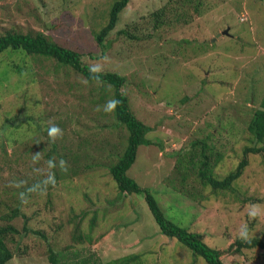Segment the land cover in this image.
Listing matches in <instances>:
<instances>
[{
  "label": "rangeland",
  "instance_id": "374dc122",
  "mask_svg": "<svg viewBox=\"0 0 264 264\" xmlns=\"http://www.w3.org/2000/svg\"><path fill=\"white\" fill-rule=\"evenodd\" d=\"M115 1L0 0V36L8 31L42 32L79 52L92 70L124 78L121 90L133 116L149 128L145 138L150 143L138 147L127 175L155 197L170 221L205 234L211 248L225 249L252 220L250 236L263 237L264 157L249 159L238 185L246 197L262 200L257 205L241 203L243 195L229 192L202 200L198 195L205 196L203 186L194 175L181 186L175 165L177 154L204 141L213 154L223 156L215 169L222 177L250 146L245 130L264 94V0H202L197 19L188 6L191 20L178 12L173 26L159 30L152 28L149 15L168 0H129L115 29L98 46L94 35L107 22ZM135 24L139 31L131 32L128 27ZM122 30L130 36L120 35ZM1 58L10 66L16 60L8 52ZM31 61L33 81L0 84V125L6 117L18 115L43 118V126L39 121V130L26 121L20 139L13 133L0 135V167H18L9 172L11 188L17 181L31 188L50 175L55 183H44L41 194L24 202V218L14 226L29 234L21 240V255L8 264H48L47 244L59 249L72 244L94 252L103 262L151 251L158 255L156 264H192L184 246L161 235L143 195H120L110 177L109 166L122 156L128 138L114 113L104 111L113 100V88L88 82L82 74L42 57ZM5 71V66L0 68L1 77ZM45 125L58 126L62 137L52 141ZM6 139L18 144L5 145ZM14 194L0 196V202L14 205ZM79 235L82 240L73 242ZM244 252L245 264H264V250ZM198 260L197 264H207ZM239 260L233 255L222 261L242 264Z\"/></svg>",
  "mask_w": 264,
  "mask_h": 264
},
{
  "label": "trees",
  "instance_id": "16d2710c",
  "mask_svg": "<svg viewBox=\"0 0 264 264\" xmlns=\"http://www.w3.org/2000/svg\"><path fill=\"white\" fill-rule=\"evenodd\" d=\"M129 2V0H116L113 3L107 22L101 30L94 35V40L98 46L102 45L110 32L115 29L120 13L127 5H130ZM202 4V0H168L163 7L149 15L152 28L154 30H159L173 26V24L176 23L178 12L181 13L178 15L184 19H186L187 16L188 18L192 17L188 15V11H190L188 6L192 9L191 14L193 15V19H197L200 16V7ZM193 21L194 20H192V22ZM128 28L131 32L139 31V25L136 24ZM119 34L130 36L126 30H122ZM5 52L13 54L16 59L11 63V66L10 64L3 65L4 59L1 57ZM35 57H42L46 61H52L58 66L68 67L82 74L88 82L95 81L96 83L104 85L108 84L113 88V99L119 101L113 113L116 120L124 125L128 131V138L127 146L122 156L109 166L108 172L110 177L115 183L120 195H143L161 235L172 240L177 246L178 244L184 246L193 260L192 264H197L199 258H202L207 264H225L222 261L223 258L233 255L238 256L241 259L239 262L245 264L248 260L245 258L244 251H251L254 249L264 250V236H250V232L254 226V220L249 221L247 228L243 232H246L247 240L243 239L242 236L236 237L225 249L211 248L206 243L205 234L191 232L187 228L170 221L163 213L155 197L147 189L141 188L134 180L128 177L127 172L136 160L138 147L141 145H149L150 143L145 138V134L148 132L149 128L138 121L129 110L127 98L121 90L124 85L123 77L111 72L103 73L92 70L82 62V56L79 52L59 45L42 32L33 31L20 33L8 31L0 36V68L5 66L7 69L3 76H0V84L4 83L22 86L25 82L27 83V81H29V83L33 81L35 73L33 72L34 65L31 58ZM8 77L9 79H7ZM14 77L17 79L15 83L12 82V78ZM186 100L185 98L183 103H185ZM257 103L258 105L252 110L251 118L245 130L247 135H249L246 142L250 143V146L243 149L242 157L238 164L222 177H218L215 174V169L218 163L223 159V156L219 153L213 154L211 151L212 148H209L204 141L193 142L190 151L188 150L189 153H183L184 155L181 153L177 154L175 169L181 173V186H183L182 182L184 183L187 177L194 175L199 182H197L195 178L193 182H197L200 186H203L202 189L206 192L203 197L202 194L198 195L202 200L208 201L211 196L224 195L229 192L237 197L243 195L242 197L244 198H242L240 202L247 205H257L262 202V200L257 197H246L245 190L242 192L244 187L238 186L249 166V159L257 156L264 157V94ZM26 121L37 124L38 129L43 126V118L34 120L33 117L25 116L19 118L18 115H15L10 118L6 117L2 121V125H0V135L4 136L5 133H13L20 139V134L24 133L21 129ZM39 121H42V126L38 124ZM44 128L46 130L48 129L46 125ZM45 129L41 132L46 131ZM6 140L5 145L13 146L12 143L18 144L17 140H14L12 143L9 139ZM47 159H51L50 154L47 155ZM0 168V180L4 183L0 185V196L6 198L11 197L12 194L15 195L14 193L17 194V200L14 205L0 202V210L4 209V207L7 209L5 212L0 211V264H8L14 257L21 255L20 251L23 248L22 246H24L21 245V240L26 237V234H29L24 228L20 230L15 227L17 226V221L24 218L21 212L22 207L25 205L24 202L34 194H41V192H39L41 189L40 186H43L44 182L40 181L34 183L31 188H24L19 184L20 182L17 181V187L11 188L10 184L12 181L8 178L10 175L9 172L18 169V167L14 163H11L7 168ZM4 169L8 170V174L7 172L6 174L4 173ZM11 179L13 180V178ZM70 184H72V182H70ZM172 187H174V185H172ZM33 188H35L34 191H29V189ZM175 188L177 189L176 186ZM78 190L79 188L77 191ZM178 192L185 193L182 189H178ZM21 194H23V199L21 198ZM90 220L91 227L94 228L95 218L93 217ZM32 234H36L42 238L38 232ZM72 238L73 242L80 241L82 240V235ZM44 239L46 240V237H44ZM78 244L81 245L80 243ZM24 255L25 254H23V256ZM46 256L48 264H156V257L158 255L151 251L137 252L103 262L94 252L84 250V248H74L72 244L60 249L47 244Z\"/></svg>",
  "mask_w": 264,
  "mask_h": 264
},
{
  "label": "clouds",
  "instance_id": "9594fccd",
  "mask_svg": "<svg viewBox=\"0 0 264 264\" xmlns=\"http://www.w3.org/2000/svg\"><path fill=\"white\" fill-rule=\"evenodd\" d=\"M119 101H116L115 99L113 100H110L107 102L106 106L104 107V111L105 112H114L115 108L117 107ZM63 135V132L62 130L58 127V126H51L49 129H48V136L51 138L52 141H55L57 138H60L62 137ZM39 158V154L37 153L33 159L36 160ZM53 163L52 161H49V167H53ZM60 166L63 170H67V165H66V162L61 160L60 161ZM45 184L47 183H52L54 184L55 183V180H54V177L53 176H49L48 179L44 182ZM35 188L33 189H29V191H34ZM21 198L23 199V194H21ZM242 238L247 240V234L246 232L245 233H242Z\"/></svg>",
  "mask_w": 264,
  "mask_h": 264
},
{
  "label": "water",
  "instance_id": "95a60500",
  "mask_svg": "<svg viewBox=\"0 0 264 264\" xmlns=\"http://www.w3.org/2000/svg\"><path fill=\"white\" fill-rule=\"evenodd\" d=\"M225 34H227L226 32H224Z\"/></svg>",
  "mask_w": 264,
  "mask_h": 264
}]
</instances>
